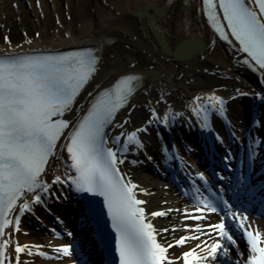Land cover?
I'll return each mask as SVG.
<instances>
[{"label":"bare ground","instance_id":"1","mask_svg":"<svg viewBox=\"0 0 264 264\" xmlns=\"http://www.w3.org/2000/svg\"><path fill=\"white\" fill-rule=\"evenodd\" d=\"M199 9L198 0H0V25H3L5 32L3 36L0 32V56L5 53L56 52L85 48L93 51L98 57L97 75L78 97L71 111L64 116L72 122V127L100 91L111 87L124 76L134 75L140 78L137 84L138 92L129 107L116 119L108 134V142L111 148L117 150L118 146L112 144L115 136L122 132L131 133L140 128L146 129L137 132L142 148L130 146L125 156H119L124 160L123 164L129 162L131 156L132 162L139 165V172L129 178L123 164L118 163L117 166L120 167L126 183L130 181L131 184L137 185V188L133 189L136 198L145 201L139 207L144 209L145 222L154 226L159 242L164 246L173 244L167 255L175 260L174 264H183V253L193 249L195 255H204L202 249L220 239L218 231L210 225L220 223L221 218L206 216L202 210L194 211L195 208H189L177 190L167 181L146 172L149 158L159 157L153 139L155 128L163 124L165 114L169 117L168 123L173 119L178 122H186L189 119L192 122L198 121L193 113V108L196 107L193 100L209 95L219 96L227 102L230 108L229 117L227 115L229 122H234L239 128L241 125L237 117L241 116L240 107L244 100L240 102V99H230L245 95L242 93L254 95L257 91H264L262 84L240 66L241 57H237L217 41L199 14ZM14 25H20L22 28V36L19 39L10 33ZM261 82H264V77ZM89 93L92 96H89ZM153 111L160 122L149 124ZM120 124L124 125L123 128L116 127ZM66 138L61 137L57 142L56 155L51 157L42 176V180L47 184L51 185L57 175L62 179L66 175H74L66 167L69 163L65 149L61 147L66 143ZM124 139L125 137H121V145ZM127 154L129 158H126ZM69 188L61 185L59 189L68 196ZM56 190L58 187L52 185L47 193L50 199H46L48 201L43 203L44 206L46 203L54 206L58 198ZM52 192L56 195H51ZM45 195L43 194L42 198ZM23 199L31 203L32 195L26 193ZM22 200L17 201L16 212L9 213L8 218L13 222L4 230L2 241H9L5 249V264H16L14 247L24 245L41 247L26 249L20 256V264H76L77 259L73 256L68 260L56 262L41 259L36 255L37 252H44L46 256L56 259L59 254L53 249L64 245L72 246L73 242L53 240L45 235L44 230L37 231L28 226L31 211L25 212L23 219H20L19 230H16L14 217ZM41 205L32 207L43 217L44 206ZM171 208L174 212L169 211ZM157 211L166 212V218H153L151 214ZM202 215V219L193 218ZM44 218L43 225H47V219ZM240 220L253 235L260 233L261 242L258 246L264 247V221L249 216L247 220L243 217ZM197 236L199 239L192 238ZM181 237L189 239L183 245H176V241ZM249 248L246 242L245 248L237 250V253L233 250L232 254L229 251V256L224 259L227 264H241L251 255ZM29 250L33 255L27 254ZM220 251L222 250H218V253Z\"/></svg>","mask_w":264,"mask_h":264},{"label":"snow or ice","instance_id":"2","mask_svg":"<svg viewBox=\"0 0 264 264\" xmlns=\"http://www.w3.org/2000/svg\"><path fill=\"white\" fill-rule=\"evenodd\" d=\"M202 11L221 40H229L230 33L239 45L237 51L249 58L243 61L244 64L252 67L253 71L264 70V0H202ZM97 64L98 57L91 50L55 56L5 53L0 58V237L4 236V230L13 222L8 217L9 213L16 212L17 201H21L26 193L32 195L31 203L23 199L18 206L14 221L16 230H19L20 217L26 211H31L32 205L44 203L42 195L48 193L52 185L59 184L77 193L103 198L111 229L115 233L118 264H174L167 256L173 245L164 247L157 242L153 225L145 222L144 209L139 207L145 201L137 199L133 191L137 185L130 181L126 183L117 168L118 163H124L119 158L121 152H128L133 145L142 147L137 132L146 129L122 132L115 136L112 144L118 146L117 150L108 147L106 139V129L113 124L116 113L125 107L134 94L139 77L124 76L110 88L100 91L92 98L87 113L68 133L66 143L61 147L66 149L68 160L71 161L66 167L74 175H66L63 179L57 175L51 185L41 178L49 158L56 155L57 142L64 130L69 128V122L61 117L71 111L76 97L96 73ZM89 96L92 94L89 93ZM193 104L196 105L193 113L201 129L211 131L209 115L223 116L225 102L219 96L209 95L196 97ZM154 121L160 122L155 111L149 124ZM168 122L169 117L165 114L163 125L167 127ZM123 126L116 125L120 128ZM121 137H125L122 145ZM225 159L227 161L230 157ZM198 176L207 185L204 174L199 173ZM195 191L199 193L200 189L196 188ZM51 195L55 196L56 193L52 192ZM195 199L207 211L217 212L207 196L201 194ZM225 207L229 208L228 215L234 218L232 226L243 229V223L238 226L235 224L236 220H240V214L231 211L227 204ZM197 211L200 209L197 208ZM151 215L153 218L164 217L167 213L157 211ZM193 218L198 220L203 217ZM243 219L247 220V216ZM226 221L227 218L222 216L220 223L210 225L218 231L220 239L204 247V255H195V249L184 252L183 264H227L224 258L228 257L230 246L235 245L236 241ZM243 235L247 238L251 253L247 264H264V247L258 246L261 242L260 233L253 235L251 231H244ZM192 238L199 239L198 236ZM188 239L181 237L176 245H183ZM8 243L7 240L0 241V264H5ZM40 247L16 246V264H20V253ZM218 250L222 251L218 253ZM53 251L63 257L73 256L71 245ZM27 254L33 255L30 250ZM36 255L54 258L46 256L44 252H37Z\"/></svg>","mask_w":264,"mask_h":264},{"label":"rangeland","instance_id":"3","mask_svg":"<svg viewBox=\"0 0 264 264\" xmlns=\"http://www.w3.org/2000/svg\"><path fill=\"white\" fill-rule=\"evenodd\" d=\"M17 23H19V22H17ZM0 24H1V22H0ZM14 26L15 27H11L10 33L12 34V36H14L15 38L19 39L22 36V28H20V25H14ZM0 30H1L0 32L2 33V36H3V33H5L3 25H0Z\"/></svg>","mask_w":264,"mask_h":264}]
</instances>
